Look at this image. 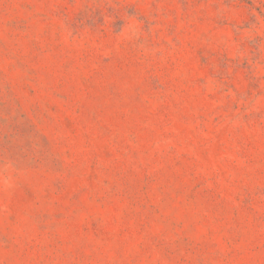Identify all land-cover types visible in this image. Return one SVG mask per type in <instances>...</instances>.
Masks as SVG:
<instances>
[{"label": "rangeland", "instance_id": "374dc122", "mask_svg": "<svg viewBox=\"0 0 264 264\" xmlns=\"http://www.w3.org/2000/svg\"><path fill=\"white\" fill-rule=\"evenodd\" d=\"M0 264H264V0H0Z\"/></svg>", "mask_w": 264, "mask_h": 264}]
</instances>
